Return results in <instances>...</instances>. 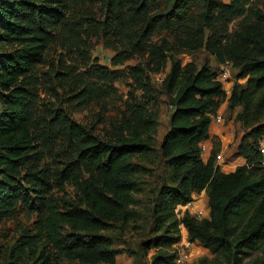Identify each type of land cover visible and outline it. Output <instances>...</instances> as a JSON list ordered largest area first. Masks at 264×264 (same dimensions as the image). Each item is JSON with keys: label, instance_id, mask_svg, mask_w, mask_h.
Segmentation results:
<instances>
[{"label": "trees", "instance_id": "trees-1", "mask_svg": "<svg viewBox=\"0 0 264 264\" xmlns=\"http://www.w3.org/2000/svg\"><path fill=\"white\" fill-rule=\"evenodd\" d=\"M98 2L105 10L110 3L125 10L120 18L117 15L108 21L117 24L113 29H120L118 34L132 19L138 28L143 24L144 38L160 32L173 36L186 30L191 43L202 40L204 28L215 31L216 21L229 22L242 14L238 0H232V5L221 0ZM63 9L61 0H0V225L16 216L20 204L31 212L38 211L19 186L21 171L36 143L26 78L41 63L51 34L65 26ZM253 17L256 22L252 26L242 24L224 45L221 27L216 34L220 39L209 45L219 66L231 64L237 70V81L244 80L239 86L233 84L227 100L229 110L239 109L235 119L247 130L234 153L245 164L231 173L221 172L214 164L218 149L215 137L211 138L213 149L208 161L203 162L200 156L199 144L210 138V116L226 98L217 80L219 69L213 71L207 62L199 69L190 63L182 66L167 55L172 49L167 40L147 41L145 61L135 67L144 100L133 104L120 123L112 126V137L101 138L65 116L59 117L76 151L75 169L58 184L60 201L43 180L35 181V194L44 202L39 234L47 249L39 253L37 264H115L117 251L109 233L139 216L131 211L139 192L138 165L134 162L154 152L159 111L148 108L149 103L156 107L157 100L148 74L159 72L167 62L170 70L163 87L173 109L160 152L175 187L168 192L160 189L162 209L151 214L155 231L160 234L140 246L145 253L155 250L150 264H172L170 248L180 241L179 226L183 225L188 240L214 257L194 264H220L221 260L224 264H241L252 253H264V155L260 153L264 147V16L254 13ZM78 170L88 177L83 179ZM66 185L75 189L77 202L68 200ZM202 191L209 219L198 221L185 215L177 220L174 208L187 204L194 193ZM26 238L33 242H25L27 245L35 246L34 237ZM31 246L30 254H35ZM258 264L264 261L258 260Z\"/></svg>", "mask_w": 264, "mask_h": 264}, {"label": "rangeland", "instance_id": "rangeland-1", "mask_svg": "<svg viewBox=\"0 0 264 264\" xmlns=\"http://www.w3.org/2000/svg\"><path fill=\"white\" fill-rule=\"evenodd\" d=\"M98 1L102 0H61L67 16L66 24L60 32L51 34L41 63L34 66L26 78V84L31 91L30 108L34 116L32 128L36 143L34 152L21 171L19 186L24 196L32 199L30 203L38 211L31 212L24 204L19 203L21 207L16 216L4 220L0 225V264H37L39 253L47 251L39 234L42 221L40 209L44 202L35 194V181L43 180L54 197L60 201L62 194L58 192V184L75 169L76 160L75 148L68 141L67 133L65 134L59 120L61 115L69 122L91 129L101 138L112 137V126L120 123L133 104L144 100L136 82L135 67L145 61L149 47L147 41L154 42L156 39L169 42L172 49L167 55L180 61L182 66L190 63L199 69L207 62L213 71L227 66L229 79L223 87L229 92L233 84H243L244 80L237 81V70L231 64L219 66L218 59L209 51V45L212 40L214 42L220 39L216 38V34L221 27V45H224L225 39L242 24L252 26L256 22L254 13L264 16V0H238L241 15L229 22L216 21L215 31L204 28L202 40L191 43L185 34L186 30L173 36L168 32H160L150 39L144 38L143 24L138 28L139 25L132 19L122 26L123 33L118 34L116 31L120 29H113L117 24H108V21L117 18V15L120 18L125 10L117 9L114 3H110L109 9L105 10ZM221 1L232 5V0ZM126 18L127 16L124 19ZM169 70L170 62H167L159 72L148 74L157 99L156 107L149 103L148 108L159 111L154 152L151 156L134 162L138 165L136 170L139 192L135 195V204L131 211L139 216H135L134 222L118 225L116 230L109 233L117 251L115 264H150L155 250L145 253L140 244L160 234L155 231L151 214L153 210L162 209L164 199L160 189L168 192L169 188L175 187L160 152V144L169 127L171 113L170 99L163 87ZM228 103L226 98L221 100L215 112L221 115L224 124L211 128V133L219 134L213 135V142L218 148L217 154L220 153L227 164L232 165L223 168L224 173H231L245 164L242 158L234 157V153L240 138L247 133L235 119V113L239 109L234 112L229 110ZM78 172L83 179L88 177L83 171ZM65 191L70 202H77L73 187L66 185ZM202 199L204 203L207 202L206 195ZM68 233L83 236L71 230ZM28 236L36 239L35 246L25 243L32 241V238H26ZM30 246L35 254H30ZM203 258L214 257L209 251L199 247L192 264ZM258 260L264 261V253H252L241 264H258ZM70 263L72 262H62ZM224 263L221 260L220 264Z\"/></svg>", "mask_w": 264, "mask_h": 264}, {"label": "built area", "instance_id": "built-area-1", "mask_svg": "<svg viewBox=\"0 0 264 264\" xmlns=\"http://www.w3.org/2000/svg\"><path fill=\"white\" fill-rule=\"evenodd\" d=\"M226 67L227 66L220 67V70L217 76V80L221 82L222 85L224 83L227 84L226 82L229 79V69ZM223 90L225 91L226 99H227L230 95L231 87L229 88V92H228V89H225L224 87H223ZM169 108L172 111L173 107L171 104L169 105ZM223 122L224 121L221 115L217 113L211 118L209 130H211L212 127L222 126L224 124ZM218 135H219L218 133H215V136H218ZM215 136H211L208 140L202 141L199 144L200 156L203 162H207L210 157L211 151L213 149L211 138ZM260 153L264 155L263 146H261L260 148ZM214 164L217 167H219V169L223 173H224L223 168L232 167L231 164H227V162L225 161V159L220 153L216 154L214 158ZM203 196H205L204 191H202L200 194L194 193L192 195V200L190 202H188L185 205H177L173 210L175 218L177 220H181L185 215H188L197 220L209 219V207L207 205V202L204 203L202 199ZM179 229H180V236H181L180 241L172 245L170 248V253L174 254V260L172 264H192L194 255L196 254V250L199 249L200 246L188 240L187 232L184 229L183 225H180Z\"/></svg>", "mask_w": 264, "mask_h": 264}, {"label": "crops", "instance_id": "crops-1", "mask_svg": "<svg viewBox=\"0 0 264 264\" xmlns=\"http://www.w3.org/2000/svg\"><path fill=\"white\" fill-rule=\"evenodd\" d=\"M170 115H171V113H170ZM215 133H216V132H215ZM215 133H214V134H215ZM209 134H210V137L213 136V133H211V130H209Z\"/></svg>", "mask_w": 264, "mask_h": 264}]
</instances>
